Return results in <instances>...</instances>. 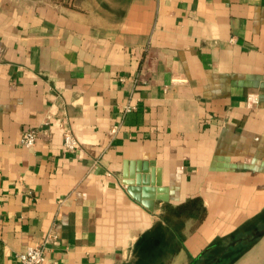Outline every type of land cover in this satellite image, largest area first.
Here are the masks:
<instances>
[{
	"label": "crops",
	"instance_id": "obj_1",
	"mask_svg": "<svg viewBox=\"0 0 264 264\" xmlns=\"http://www.w3.org/2000/svg\"><path fill=\"white\" fill-rule=\"evenodd\" d=\"M96 5L0 0V264L49 230L45 264L223 257L264 224V0ZM125 168L166 200L134 199Z\"/></svg>",
	"mask_w": 264,
	"mask_h": 264
},
{
	"label": "built area",
	"instance_id": "obj_2",
	"mask_svg": "<svg viewBox=\"0 0 264 264\" xmlns=\"http://www.w3.org/2000/svg\"><path fill=\"white\" fill-rule=\"evenodd\" d=\"M259 103L257 94H249L247 97V105L249 107L255 106ZM127 110H131L130 106H127ZM63 144L64 148L69 153L77 152L81 144L68 127L62 128ZM39 137V130L36 128H29L22 132L20 136V143L25 147H32L35 145ZM59 236L54 230H49L47 234L38 242L26 247L24 251L19 254L20 264H45L47 252L53 246L58 244Z\"/></svg>",
	"mask_w": 264,
	"mask_h": 264
},
{
	"label": "rangeland",
	"instance_id": "obj_3",
	"mask_svg": "<svg viewBox=\"0 0 264 264\" xmlns=\"http://www.w3.org/2000/svg\"><path fill=\"white\" fill-rule=\"evenodd\" d=\"M30 1H36V2H39L40 4L51 3V4L67 5V6H74V5L89 6V4H91L94 7V6H97L96 4L99 3L100 0H30ZM256 225H259V226H256ZM256 225L255 226L257 227V229H254V230L250 229L247 232L249 239H246V242L244 240L236 241V238L239 235H244V234L238 233L236 234V236H233V238L231 239L233 242L231 245L232 251H230V246H228L226 250L227 257L222 258V256L219 255L221 254V251H223V247L217 248V250H215L216 254L214 255V257H212L214 259L213 261H210L208 263L204 262L200 264H260L258 262V259L254 256L255 254H260L263 251V249L260 250L261 248L258 246V244L262 242L261 237L263 234H260L256 237H253V236L257 235L259 231L264 229V224L263 222L261 223L259 222ZM239 242L241 243L242 246L238 247L237 243ZM234 245H237V246H234ZM247 246L249 247L247 248Z\"/></svg>",
	"mask_w": 264,
	"mask_h": 264
},
{
	"label": "water",
	"instance_id": "obj_4",
	"mask_svg": "<svg viewBox=\"0 0 264 264\" xmlns=\"http://www.w3.org/2000/svg\"><path fill=\"white\" fill-rule=\"evenodd\" d=\"M146 169V166H145ZM146 171V170H145ZM124 183L127 185V189L132 195L134 199L138 202L143 204L149 210H154L155 202L157 199H164L166 200L165 196H157V188L155 186L154 181L152 183H144L142 180V176L137 175L134 176V173H129L128 170L124 169ZM260 234H264V229L259 231L257 235L253 236L256 237ZM244 239H249V236L245 238H239L236 241H242Z\"/></svg>",
	"mask_w": 264,
	"mask_h": 264
},
{
	"label": "trees",
	"instance_id": "obj_5",
	"mask_svg": "<svg viewBox=\"0 0 264 264\" xmlns=\"http://www.w3.org/2000/svg\"><path fill=\"white\" fill-rule=\"evenodd\" d=\"M184 209L185 210H188V211H190V212H193L194 213V215L196 216V217H200V219H203L204 218V212H203V209L201 208V206H200V203H199V200H197V199H193V200H190V201H188V202H186L185 203V205H184ZM257 226V225H256ZM233 236H236V234H234ZM245 242H246V240H244ZM243 241V242H244ZM244 242V243H245ZM248 244V243H247ZM246 244V245H247ZM237 245H238V247L239 246H242L241 245V243L239 242V243H237ZM237 245H234V246H237ZM246 245H244V246H246ZM231 247L232 246H230V251H232L231 250ZM249 246H247V248H248ZM241 253V252H240ZM225 257H227V251H226V253H225V255L222 257V258H225ZM237 257V256H236ZM191 264H196V262H192Z\"/></svg>",
	"mask_w": 264,
	"mask_h": 264
}]
</instances>
